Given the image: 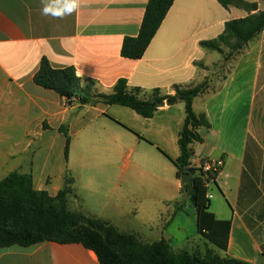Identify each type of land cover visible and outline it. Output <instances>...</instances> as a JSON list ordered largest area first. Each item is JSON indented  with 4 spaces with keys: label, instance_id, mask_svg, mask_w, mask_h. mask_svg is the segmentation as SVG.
<instances>
[{
    "label": "crops",
    "instance_id": "0c3cea01",
    "mask_svg": "<svg viewBox=\"0 0 264 264\" xmlns=\"http://www.w3.org/2000/svg\"><path fill=\"white\" fill-rule=\"evenodd\" d=\"M148 1L80 0L71 15L54 18L42 14L41 0H0V181L14 172L30 175L36 190L56 196L68 172L74 177L71 211L108 221L143 242L164 239L175 251L194 252L202 242L196 209L186 200L177 209L182 182L167 157L180 155L184 104L164 102L152 118H144L120 105L69 104L33 81L45 57L55 69L74 67L82 87L90 84L93 93L110 94L126 79L131 87L173 95L174 85H199L221 65L216 55L223 54L200 43L218 38L226 22L250 15L217 0H175L144 56L124 58V38L138 36ZM258 5L264 11L260 0ZM240 55L237 71L223 80L212 76L208 92L194 101V111L207 115L211 129L199 130L204 140L194 145L192 164L224 160L213 186L229 209L210 207L218 220L231 221L223 253L264 264V99L252 111L247 105L238 154L219 147L228 118L223 98L236 77H248L251 63L245 60H253L254 82L264 90V31ZM63 127L70 137L68 153ZM110 168L117 172L110 174ZM143 183L153 192L140 193L137 185ZM71 201L78 209L70 208ZM193 245L197 248L190 249ZM0 264H99V259L81 244L45 242L2 249Z\"/></svg>",
    "mask_w": 264,
    "mask_h": 264
},
{
    "label": "trees",
    "instance_id": "16d2710c",
    "mask_svg": "<svg viewBox=\"0 0 264 264\" xmlns=\"http://www.w3.org/2000/svg\"><path fill=\"white\" fill-rule=\"evenodd\" d=\"M217 1L226 9L234 6L250 13L245 18L226 22L224 32L218 38L200 43L204 50L221 54L229 48L228 56L233 58L264 31V11L259 10L258 2ZM174 2L148 1L138 36L124 38L121 50L124 58L138 60L144 56ZM33 81L65 97L69 104L76 98L81 104L120 105L133 109L144 118H152L162 102L168 105L183 103L185 118L178 135L180 155L177 159L167 157L176 167L179 179L183 173L191 174V180L182 183L183 200L177 209L185 200L196 209L197 230L207 241V246L204 254L199 250L175 251L164 239L146 243L134 233L121 232L108 221L71 211L68 202L74 193V177L68 172L64 186L56 196L36 190L30 175L14 172L0 181V250L55 242L81 244L96 253L99 264H250L224 255L223 252L228 250L231 221L218 220L210 211L208 188L203 176L198 173L199 169L192 164L194 145L204 140L199 130L211 129L207 115L197 114L193 108L195 99L210 89L208 78L192 87L174 85L173 95L165 94L158 88L131 87L126 79H120L110 94L93 93L90 84L82 87L74 67L55 69L44 57ZM62 131L67 137L68 153L70 137L66 127ZM208 244L222 251L223 256Z\"/></svg>",
    "mask_w": 264,
    "mask_h": 264
},
{
    "label": "rangeland",
    "instance_id": "374dc122",
    "mask_svg": "<svg viewBox=\"0 0 264 264\" xmlns=\"http://www.w3.org/2000/svg\"><path fill=\"white\" fill-rule=\"evenodd\" d=\"M251 2H259V0H250ZM262 8L264 9V0H260ZM230 53L229 48H225V52L223 55H216L218 59H221L219 61V64L214 67L215 72L210 74L209 78H212V76H218L223 80L226 78L229 74L232 72H236V63L240 61L241 59V53H238L233 58H230L228 55ZM251 58V57H250ZM246 62L249 61L251 63L250 69L248 72V77L241 75L236 77L235 81L230 84L228 88V96L223 98L226 100L227 104V112L228 118L226 119V123H224L223 127L225 128V131L219 141V147L224 148L226 150H231L233 153L238 154V148L241 145L242 141L244 140L245 136V124H246V118L245 113L247 111V105L249 104L251 106V111L253 106H259L260 103H262L264 99V90L261 88V83L259 84L260 87H258V83L254 82V74L255 69L253 66V60L248 59L245 60ZM223 63V65H222ZM238 67L240 71L238 73H241V67L238 64ZM243 78V79H242ZM247 79H249V84H246ZM222 99V100H223ZM195 110L199 111V104L195 106ZM242 114L240 117V120L238 118V113ZM232 114V118L230 117ZM239 120V121H238ZM218 140V139H217ZM133 162V159L131 160ZM198 164L200 162L198 161ZM117 171L113 168H110V174H115ZM138 190L140 193H149L153 192L152 189H150L146 183L138 184L137 185ZM208 196L211 201V207L212 209L216 210L218 208L223 209H229L228 201L224 198V195L221 193L218 187L211 186L208 189ZM70 208L71 209H78L77 203L75 201L70 202ZM195 221L192 220V229H196ZM207 241L202 238V242L199 244V252H202L203 254L206 251ZM209 246V244H208ZM210 248L214 249L216 253H219V255L223 256L222 251L217 250L213 246H209ZM197 248L195 245L191 246L190 249Z\"/></svg>",
    "mask_w": 264,
    "mask_h": 264
},
{
    "label": "clouds",
    "instance_id": "9594fccd",
    "mask_svg": "<svg viewBox=\"0 0 264 264\" xmlns=\"http://www.w3.org/2000/svg\"><path fill=\"white\" fill-rule=\"evenodd\" d=\"M44 7L43 15H51L54 18H63L65 15H71L80 7V0H41Z\"/></svg>",
    "mask_w": 264,
    "mask_h": 264
},
{
    "label": "built area",
    "instance_id": "2783aa9c",
    "mask_svg": "<svg viewBox=\"0 0 264 264\" xmlns=\"http://www.w3.org/2000/svg\"><path fill=\"white\" fill-rule=\"evenodd\" d=\"M78 99L74 98L73 101ZM225 166L223 159L210 160L205 159V161H200V164L194 166L199 169V172L204 179L205 186L209 189L211 186L215 185L218 176L222 172Z\"/></svg>",
    "mask_w": 264,
    "mask_h": 264
},
{
    "label": "water",
    "instance_id": "95a60500",
    "mask_svg": "<svg viewBox=\"0 0 264 264\" xmlns=\"http://www.w3.org/2000/svg\"><path fill=\"white\" fill-rule=\"evenodd\" d=\"M164 104H165L164 102L160 103L159 107L164 106ZM190 180H191V174L190 173H183L181 175V182L182 183H188Z\"/></svg>",
    "mask_w": 264,
    "mask_h": 264
}]
</instances>
